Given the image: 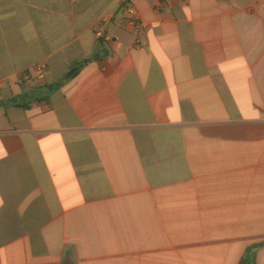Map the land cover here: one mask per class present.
I'll list each match as a JSON object with an SVG mask.
<instances>
[{"label":"crops","instance_id":"1","mask_svg":"<svg viewBox=\"0 0 264 264\" xmlns=\"http://www.w3.org/2000/svg\"><path fill=\"white\" fill-rule=\"evenodd\" d=\"M0 264H264V0H0Z\"/></svg>","mask_w":264,"mask_h":264},{"label":"built area","instance_id":"2","mask_svg":"<svg viewBox=\"0 0 264 264\" xmlns=\"http://www.w3.org/2000/svg\"><path fill=\"white\" fill-rule=\"evenodd\" d=\"M131 24L135 26V28H138V19H133L131 21ZM97 36L99 39L106 38L105 33L102 31H99L97 33ZM45 70H46V67L44 65H41L36 68V75L39 80H43L45 78Z\"/></svg>","mask_w":264,"mask_h":264},{"label":"trees","instance_id":"3","mask_svg":"<svg viewBox=\"0 0 264 264\" xmlns=\"http://www.w3.org/2000/svg\"><path fill=\"white\" fill-rule=\"evenodd\" d=\"M91 60H87V61H84L83 63H79L77 66V68H82V67H84L85 65H87L89 62H90ZM19 98H14L13 99V102H16L17 100H18ZM21 106L23 107V108H26L27 107V105H25V104H21Z\"/></svg>","mask_w":264,"mask_h":264}]
</instances>
